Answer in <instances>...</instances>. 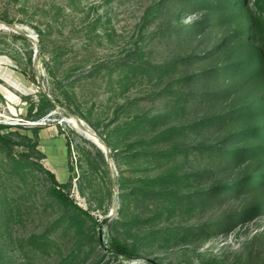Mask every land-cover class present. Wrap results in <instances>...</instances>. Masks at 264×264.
<instances>
[{
    "label": "rangeland",
    "instance_id": "obj_1",
    "mask_svg": "<svg viewBox=\"0 0 264 264\" xmlns=\"http://www.w3.org/2000/svg\"><path fill=\"white\" fill-rule=\"evenodd\" d=\"M191 1L0 0V264H264L257 196L199 200L225 79L198 75Z\"/></svg>",
    "mask_w": 264,
    "mask_h": 264
},
{
    "label": "trees",
    "instance_id": "obj_2",
    "mask_svg": "<svg viewBox=\"0 0 264 264\" xmlns=\"http://www.w3.org/2000/svg\"><path fill=\"white\" fill-rule=\"evenodd\" d=\"M183 10L190 20L184 27L191 35H216L214 45L196 56L203 62L215 55L216 63L198 71V75L202 80L211 75L225 79L209 98L200 93L210 102L223 103H218L214 114L207 113L196 121L214 137L207 148L219 154L221 165L215 173L213 167L201 171L208 189L199 200L219 207L235 198L255 195L259 200L255 197L253 207L264 210V0H192ZM232 96L237 101H231ZM4 127L0 124V131ZM49 172L54 194L64 203L77 206L64 190L67 184ZM237 220L224 217L201 225V229L227 230ZM110 252L116 257L130 254L118 241L111 242Z\"/></svg>",
    "mask_w": 264,
    "mask_h": 264
},
{
    "label": "bare ground",
    "instance_id": "obj_3",
    "mask_svg": "<svg viewBox=\"0 0 264 264\" xmlns=\"http://www.w3.org/2000/svg\"><path fill=\"white\" fill-rule=\"evenodd\" d=\"M97 141V140H96ZM102 145V144H101ZM102 147V146H101Z\"/></svg>",
    "mask_w": 264,
    "mask_h": 264
}]
</instances>
